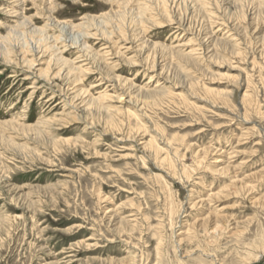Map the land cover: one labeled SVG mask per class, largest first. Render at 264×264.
<instances>
[{
  "label": "rangeland",
  "instance_id": "rangeland-1",
  "mask_svg": "<svg viewBox=\"0 0 264 264\" xmlns=\"http://www.w3.org/2000/svg\"><path fill=\"white\" fill-rule=\"evenodd\" d=\"M0 264H264V0H0Z\"/></svg>",
  "mask_w": 264,
  "mask_h": 264
},
{
  "label": "bare ground",
  "instance_id": "bare-ground-1",
  "mask_svg": "<svg viewBox=\"0 0 264 264\" xmlns=\"http://www.w3.org/2000/svg\"><path fill=\"white\" fill-rule=\"evenodd\" d=\"M43 39V38H42ZM41 40V39H40ZM198 48V47H197ZM51 80V79H50ZM151 142V141H150Z\"/></svg>",
  "mask_w": 264,
  "mask_h": 264
}]
</instances>
